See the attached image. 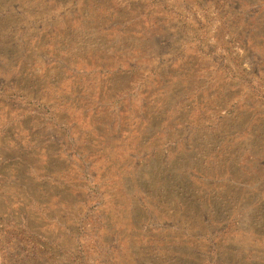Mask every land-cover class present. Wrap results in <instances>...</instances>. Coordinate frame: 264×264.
Returning <instances> with one entry per match:
<instances>
[{
  "label": "rangeland",
  "instance_id": "1",
  "mask_svg": "<svg viewBox=\"0 0 264 264\" xmlns=\"http://www.w3.org/2000/svg\"><path fill=\"white\" fill-rule=\"evenodd\" d=\"M0 264H264V0H0Z\"/></svg>",
  "mask_w": 264,
  "mask_h": 264
}]
</instances>
